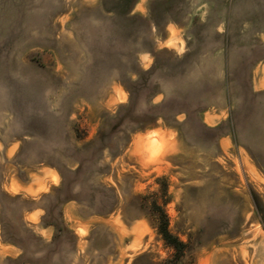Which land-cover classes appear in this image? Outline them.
Returning <instances> with one entry per match:
<instances>
[{
    "label": "rangeland",
    "instance_id": "1",
    "mask_svg": "<svg viewBox=\"0 0 264 264\" xmlns=\"http://www.w3.org/2000/svg\"><path fill=\"white\" fill-rule=\"evenodd\" d=\"M0 264H264V0H0Z\"/></svg>",
    "mask_w": 264,
    "mask_h": 264
},
{
    "label": "trees",
    "instance_id": "2",
    "mask_svg": "<svg viewBox=\"0 0 264 264\" xmlns=\"http://www.w3.org/2000/svg\"><path fill=\"white\" fill-rule=\"evenodd\" d=\"M162 225L160 226V233L166 242L167 245H169L171 248H173L176 251V259L177 261L180 260L181 255L184 253V249L186 248V244L179 239L178 236L171 233V231L168 228V221L164 214H162Z\"/></svg>",
    "mask_w": 264,
    "mask_h": 264
}]
</instances>
